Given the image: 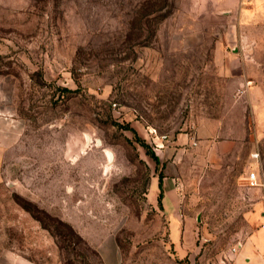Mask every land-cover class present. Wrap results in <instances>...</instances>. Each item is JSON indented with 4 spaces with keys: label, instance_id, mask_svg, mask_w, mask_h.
<instances>
[{
    "label": "rangeland",
    "instance_id": "obj_1",
    "mask_svg": "<svg viewBox=\"0 0 264 264\" xmlns=\"http://www.w3.org/2000/svg\"><path fill=\"white\" fill-rule=\"evenodd\" d=\"M161 1L0 0V81L22 126L0 148V264H101L93 244L110 233L123 264H176L152 203L163 164L131 130L158 155L161 140L205 120L229 137L243 116L246 136L218 162L197 165L186 152L180 194L210 254L248 237L247 215L264 202V137L253 123V102L264 100V15L237 42L236 18H196L190 0L154 12ZM254 168L259 187L244 180Z\"/></svg>",
    "mask_w": 264,
    "mask_h": 264
},
{
    "label": "crops",
    "instance_id": "obj_2",
    "mask_svg": "<svg viewBox=\"0 0 264 264\" xmlns=\"http://www.w3.org/2000/svg\"><path fill=\"white\" fill-rule=\"evenodd\" d=\"M192 5L187 8L189 14L196 18L209 15L224 16L227 19L236 18L238 27L230 38L233 41H249V35L243 30L244 26L258 24L264 15V0H190ZM245 86L252 82L245 74L242 76ZM14 99L11 87L0 81V148L5 149L14 145L21 136V123L14 114ZM241 127L237 130H225L220 121L205 120L199 123L192 134H180L168 141H162L158 149V158L163 164L161 206L157 210L158 216L166 222L169 246L176 253V264H264V202L259 200L253 205L247 219L250 226L248 237L231 251L224 255L211 253L210 248L196 244V235L200 227L188 221L183 210L181 186L185 185L181 179L183 159L186 152L196 154L197 165L207 162H218L222 155H228L236 148L237 141L247 134L246 116L239 120ZM253 123L256 137H264V100L253 102ZM229 130V131H228ZM224 151H226L224 153ZM224 153V154H223ZM253 155V154H252ZM195 164V165H196ZM254 170L257 171L256 168ZM259 176L260 173L258 172ZM245 180V178H244ZM261 185L260 183L257 187ZM152 203H158L160 194L159 177L153 178L151 183ZM159 205V204H158ZM256 215L259 219L256 220ZM256 221L257 226L250 222ZM99 255L101 264H123L122 252L115 235L111 233L100 238L99 244H93ZM186 258V260H185ZM184 260V262H183Z\"/></svg>",
    "mask_w": 264,
    "mask_h": 264
},
{
    "label": "trees",
    "instance_id": "obj_3",
    "mask_svg": "<svg viewBox=\"0 0 264 264\" xmlns=\"http://www.w3.org/2000/svg\"><path fill=\"white\" fill-rule=\"evenodd\" d=\"M162 2V5H161V9H156V11H154V12H157L158 10L160 11V10H165L167 7H168V0H162L161 1ZM133 133H134V135H135V138H136V140L147 150V154L156 162V163H158L159 162V158H158V156L155 154V153H153V151H151L150 149H149V147L146 145V143L142 140V139H140V138H138L137 137V133H136V131H134V130H131ZM162 179H163V175H159V188H160V194H159V196H158V204H159V206H161V200H162V198H163V191H162ZM63 224V223H62ZM64 226H66L70 231H72V232H74V230L72 229V227L71 226H69V225H65V224H63ZM45 229H48L47 227H44ZM53 236H54V233L51 231V230H48ZM56 237V236H55ZM95 254L99 257V255H98V253L95 251Z\"/></svg>",
    "mask_w": 264,
    "mask_h": 264
},
{
    "label": "built area",
    "instance_id": "obj_4",
    "mask_svg": "<svg viewBox=\"0 0 264 264\" xmlns=\"http://www.w3.org/2000/svg\"><path fill=\"white\" fill-rule=\"evenodd\" d=\"M162 139L166 140L167 136H162ZM252 157L255 158V159H258L259 154L258 153H254L252 155ZM245 181L248 182L249 186L256 187L260 183V176H259V174H258V172L256 170H253V171H251V172H249L247 174V176L245 177ZM263 227H264V225H263ZM236 250L237 249L235 248L233 251L236 252Z\"/></svg>",
    "mask_w": 264,
    "mask_h": 264
},
{
    "label": "water",
    "instance_id": "obj_5",
    "mask_svg": "<svg viewBox=\"0 0 264 264\" xmlns=\"http://www.w3.org/2000/svg\"><path fill=\"white\" fill-rule=\"evenodd\" d=\"M87 139H89V137H87ZM97 145L102 146V142L100 140H97ZM106 154L108 155L109 158V164H111L114 161V153L110 150H106Z\"/></svg>",
    "mask_w": 264,
    "mask_h": 264
},
{
    "label": "bare ground",
    "instance_id": "obj_6",
    "mask_svg": "<svg viewBox=\"0 0 264 264\" xmlns=\"http://www.w3.org/2000/svg\"><path fill=\"white\" fill-rule=\"evenodd\" d=\"M108 151V150H107Z\"/></svg>",
    "mask_w": 264,
    "mask_h": 264
}]
</instances>
